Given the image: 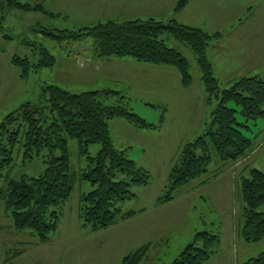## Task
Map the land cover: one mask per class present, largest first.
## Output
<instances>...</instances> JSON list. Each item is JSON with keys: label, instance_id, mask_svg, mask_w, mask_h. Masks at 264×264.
Instances as JSON below:
<instances>
[{"label": "rangeland", "instance_id": "1", "mask_svg": "<svg viewBox=\"0 0 264 264\" xmlns=\"http://www.w3.org/2000/svg\"><path fill=\"white\" fill-rule=\"evenodd\" d=\"M18 1L32 6L41 4L48 13L62 15L52 17L42 13L2 10L0 7V126L8 115L23 105L46 102L43 91L48 86H58L73 94L108 89L122 92L129 98L127 103L130 110L149 123L157 125L160 124L167 108L162 133L137 134L122 120L124 124L118 119L113 121L119 124L109 122L114 146L120 149L121 146H125L123 143L125 141L127 146L132 148L128 152L130 159L151 175L150 185L133 188L136 198L123 204V211L153 209L155 200L168 192L167 190L165 193V189L170 171L178 161L182 147L204 134L206 122L210 121L211 112L216 106L215 103L213 106L207 104L195 55L184 44L173 38L168 39L167 35L163 37L169 48L181 52L187 59L193 77L190 89L181 87L180 76L174 68L142 64L133 59L111 58L115 61L130 60L148 67L139 70L137 81L132 85L127 82L128 80H119L128 72L124 69L117 68L119 71L114 73L115 77L97 72L89 73L85 53L93 51L95 41L92 38L75 43H59L47 34L53 33L54 30H78L109 21L146 20L158 13L152 10L153 12L148 13L153 16H147L146 13L137 16L131 12L121 11L113 6L112 2L105 0ZM255 7L253 12L261 9L258 5ZM172 17L174 14L168 15L165 11L164 17L160 18L170 22ZM261 18L263 13L257 17V21ZM258 32H260L258 35H251V40L260 41V52L264 54V27ZM231 37L232 35L229 38ZM39 46L56 58V64L52 68L33 72L27 80H22L20 71L12 65V59L29 58L31 62H36ZM250 56L252 60L247 74H255L264 79V55L254 56L251 53ZM105 61L107 60L105 59L104 63ZM220 87L224 89L227 85L221 82ZM231 108L238 112L239 123L245 124L240 108L234 104ZM249 125L250 129L241 128V131L253 140L254 147L242 161L237 164L222 163L213 155L208 174L179 189L170 205L153 210L144 221H120L109 229L96 232L90 227L83 226L78 212L80 197L93 190L89 182L81 179V174L88 166V156L95 158L101 146L91 145L89 155H83L78 141H69L74 190L70 200L60 208L59 228L51 243H41L37 236L32 238L27 247V254L9 264H121L123 258L137 251L148 241L152 245L148 256L141 264H173L182 251L193 243L198 233L221 232L223 240H228L230 237L228 230L231 229L232 223L240 228L243 222L245 208L241 195L243 178L249 177V172L253 169L264 173V118ZM25 131L26 128L23 127L20 143L13 150L14 162L0 179V189H7L11 181L37 178L48 167L47 150L32 159L25 157L23 148ZM210 150L214 152L212 143ZM217 169L222 170L216 172ZM205 180L210 181L198 186V183ZM8 216L4 200L0 203V228L9 225L7 223L13 225ZM144 222L151 225L144 226ZM22 232L32 233L29 230ZM263 252L264 240L259 244H249L240 238L234 247L230 241H226L208 264H244ZM5 255L6 251L0 250V263L3 262Z\"/></svg>", "mask_w": 264, "mask_h": 264}, {"label": "trees", "instance_id": "2", "mask_svg": "<svg viewBox=\"0 0 264 264\" xmlns=\"http://www.w3.org/2000/svg\"><path fill=\"white\" fill-rule=\"evenodd\" d=\"M191 1L180 0L175 12H182ZM0 7L56 17L42 5L32 6L18 0H0ZM47 35L59 43L92 38L94 55L98 59H133L142 64L174 68L184 89L193 84L189 63L181 52L169 48L163 37L167 35L168 39L184 44L195 55L208 104L213 106L215 103L216 106L204 134L182 148L178 163L169 176L168 192L158 200L159 204L172 202L179 189L207 175L213 155L222 163L237 164L252 152L253 140L246 137L241 128L250 129L249 123L255 124L264 118V79L258 76L245 78L229 89L220 87L207 50L222 37L221 34L210 35L174 20L148 19L109 21L78 30H54ZM37 51L36 62L29 58L12 59L22 80H27L33 72L55 66L56 58L49 51L42 46ZM43 98L46 102L23 105L8 115L0 126V179L14 162L13 150L20 143L23 127L26 128L25 157L32 159L45 150L49 153L48 167L42 175L11 181L7 189H0V203L5 200L14 228L33 232L41 243L52 241L59 228L60 208L70 200L74 190L69 153L71 140L78 141L83 155H89L91 145L101 146L95 158L88 156V166L81 174V179L93 187L80 198L79 217L83 225L95 231L106 230L133 216L124 214L122 206L136 198L133 188L150 185L151 176L130 159L128 150L114 146L109 122L123 120L140 130L158 127L130 110L128 99L116 91L73 94L58 86H48L43 91ZM232 104L240 108L245 124L239 123L238 112L231 108ZM241 195L245 203L242 237L249 244H259L264 240V173L250 170L249 177L242 180ZM220 244L219 234L198 233L173 264H206L218 253ZM149 250L150 246L142 247L126 256L121 264H141ZM245 264H264V252Z\"/></svg>", "mask_w": 264, "mask_h": 264}, {"label": "crops", "instance_id": "3", "mask_svg": "<svg viewBox=\"0 0 264 264\" xmlns=\"http://www.w3.org/2000/svg\"><path fill=\"white\" fill-rule=\"evenodd\" d=\"M105 1L110 2V3L112 2L111 4H113V6L117 7L121 11L131 12L137 16H143L144 15L143 13H146L145 15L147 16H153L151 13H148V12H153V11L157 12L158 14L154 15L155 17H150L148 19H156L159 21H164L162 20L164 18H160V17H164V13L165 11H167L168 15L174 14V17L170 18V21L174 20L181 25L200 29L210 35L221 34L222 37L219 40L214 41L208 48L207 57H208L209 62L212 65L214 75L216 79L218 80L219 84L222 82L225 85H227V87L224 89L231 88L235 83H237L238 81L242 79L257 77L255 74L248 75L247 73L249 71V66L251 65V60H252V57L250 56V54L253 53L254 56L264 55L262 52H260V45H261L260 41L252 42L254 39L251 40L252 38L251 35L253 34L258 35L260 33L258 31H260L261 27H264V0H192L187 5V7L182 12H179V13L175 12V7L180 0H105ZM256 5H258V7L261 9L258 12L257 11L253 12L256 8L255 7ZM262 13H263V18L257 21V17L260 16ZM56 15L61 16L62 14L56 13ZM135 20H142V19H135ZM224 33H227V35L225 36ZM231 35L232 37L229 38ZM81 50H86V48L84 49L81 48ZM81 53L84 54L85 52H81ZM85 56L87 57L86 61L89 63V66H88L89 73L97 72V73H103L104 75H107L108 77H110L111 75L115 77L114 73H116V71H119L117 70V68L124 69L128 72L124 76L120 77L119 80H124V81L128 80L127 82L131 83V85L133 83H136L137 77L139 75L138 73L139 70H144L145 68H148V67H144L143 65H138L137 63H134L130 60L115 61V59L114 60L106 59L107 61H105L104 63L105 59L96 58V56L94 55V51L92 50L90 52L85 53ZM201 82H202V76H201ZM180 84L182 87L181 77H180ZM203 90H204V87H203ZM116 92H119V91H116ZM119 93L122 96L129 99L122 92H119ZM207 104H208V98H207ZM166 112H167V108L164 111L163 116L161 117L160 124L158 125L149 123L147 121L149 124L158 127L157 129H154V130H140V129H137L127 124L126 122L125 124L129 126L128 128H130V130H134V132H136L137 134L147 135L149 134V132L150 133H153V132L162 133L164 129L163 122H164V116ZM122 121L120 120L119 122L121 123ZM210 121H211V117H210ZM210 121L209 122L207 121L206 125L210 123ZM113 122H116V121H113ZM116 123L119 124L118 122ZM122 124H124V122H122ZM123 143L125 146H121L119 150H128V152H130L131 151L130 149H132L131 146H127L125 141ZM179 158H180V155H179ZM177 163L178 161L174 164V166ZM141 168L144 169L143 167ZM144 170L147 171L146 169ZM221 170L217 169L216 172H219ZM209 181L210 180H205L202 183H198V186L200 184L203 185V183H206ZM161 197L162 196L158 197L155 200L153 204V209L151 210L150 209L148 210L147 208H141L136 211L130 210V211L125 212L123 211V207H122V211L124 214L133 215L125 220H122V222L144 221L146 220L148 216H150L151 214L150 212H152L153 210L155 209L157 210L160 207L168 206L173 202L172 201L167 204H159L158 200ZM6 214L7 216L9 214L8 218H11L10 213L7 210H6ZM78 217H79V212H78ZM7 224L9 225H6L5 227L0 228V232L2 233V236L0 237L1 239L0 250L2 252L6 251L5 258L3 262H1L0 264L13 263L19 258H22V256L27 254L26 252L28 251L27 247L29 245V241H31L32 238L37 236L33 232L23 233L21 231H17L14 228V225H10V223H7ZM232 224L233 225L231 229L228 230L230 232V237L228 240L226 239L223 240V236L221 235V232H212V233L220 235L221 237L220 247L221 248L223 246V243L226 241H230L234 247L239 243L240 238L243 239L242 237L243 222L240 228L235 226L234 222ZM147 225H151V224L144 222V226H147ZM151 245L152 243L148 241L142 247L150 246L151 248ZM3 248H5V250H3ZM53 253H55L54 250H53ZM248 261H246L245 263H247Z\"/></svg>", "mask_w": 264, "mask_h": 264}]
</instances>
